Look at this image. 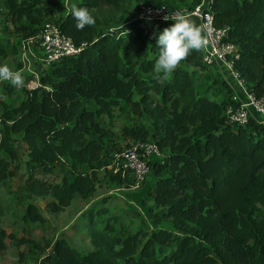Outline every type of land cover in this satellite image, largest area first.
<instances>
[{"label": "trees", "instance_id": "obj_1", "mask_svg": "<svg viewBox=\"0 0 264 264\" xmlns=\"http://www.w3.org/2000/svg\"><path fill=\"white\" fill-rule=\"evenodd\" d=\"M130 1L81 0L79 6L91 14L106 8L124 11ZM146 1L154 7H174L172 2L186 7L191 0ZM193 1L195 8L203 0ZM4 5L6 22L24 40L36 37L53 13L51 0H5ZM210 9L215 26L229 27L239 49L234 69L257 98L263 97L264 0H210ZM54 22L81 53L40 74L41 87L26 90L21 104L0 101V151L10 158L0 157V190L17 159L13 136L21 135L38 163L59 158L72 163L73 178L61 184L27 181L31 195L53 197L52 213L64 212L77 193L83 199L94 196L99 178L80 173L78 166L101 160L105 150L92 136L104 139L105 131L96 117L110 116L123 101L152 122L153 137L147 129L133 128L134 141H156L164 157L151 164L156 182L149 192L150 211L156 229L121 236V218L96 204L82 217L93 249L81 254L65 237L45 246L36 243L40 264H264V125L251 120L238 126L229 119L227 106L237 104L230 84L223 100L210 96L212 81L209 90L198 92L194 77L211 70L202 50L193 49L171 72H157L154 33L173 21L137 20L130 29L116 30L94 23L78 29L69 12ZM7 56L0 43V57ZM84 99L97 108L85 109ZM25 217L44 221L33 204ZM8 238L0 226V253L7 250Z\"/></svg>", "mask_w": 264, "mask_h": 264}, {"label": "rangeland", "instance_id": "obj_2", "mask_svg": "<svg viewBox=\"0 0 264 264\" xmlns=\"http://www.w3.org/2000/svg\"><path fill=\"white\" fill-rule=\"evenodd\" d=\"M4 1L0 0V33L4 32L11 36L10 40L14 48L16 47L15 50L18 49L17 47H19V51L25 48V52L28 51L35 57L36 55L39 56L38 51H40V48L37 36L34 37V48L33 43L29 44L28 41L22 40V37L13 35V25L6 22L7 13ZM80 2L81 0H51L53 13L46 21H59L66 13L72 12L73 7L79 6ZM146 3V0H131L124 11L106 8L99 13L93 10L92 15L95 17V23L101 25L99 26L100 29H130L139 20L138 16L141 13L142 6ZM172 3L176 9L183 8L180 4ZM194 6L195 2L191 0L186 8L192 10ZM16 61L19 63V58ZM180 66L184 65L180 64ZM53 68H40L36 71L42 75L44 72H50ZM216 75L209 77L205 75L195 76L198 92L209 90L206 82H211L212 77H215L212 81L214 86L218 85L221 82L220 76L222 75ZM223 87L228 90L229 83L225 82L215 90L220 91ZM5 89V87L0 88V101L2 98H6L3 100L4 103L13 107L23 102L24 94L10 93L9 90L5 92ZM212 97L216 100L220 99L215 94ZM134 99L138 100L139 96L136 94ZM84 108L95 110L97 107L92 101L84 99ZM1 112L2 108L0 107V114ZM96 119L104 129L105 137L104 139H99L98 135L92 137L102 142L105 153H102L99 162L79 165L78 171L80 173L96 174L99 178L97 194L91 200L86 201L76 196L72 206L62 213H52L49 210L48 204L54 200L53 197L31 195L27 191V181L34 178L50 184H61L65 178H73L72 163L68 159L59 158L54 163L42 165L31 156V148L24 142L22 136H13L17 159L12 162V175L0 190V226L9 236L7 250L0 254V264H40L42 254L34 247V244L41 243L43 246L53 244L61 237L68 238L81 254L92 250L93 246L82 217L87 213L91 204L103 200L109 201V205H107L109 210L122 216L127 213L128 216L133 217L132 220L134 218L140 220V226L143 225L145 229L151 230L153 222H151V215L147 207L152 201L147 194H145L144 200L139 201L135 190H133L135 185L133 177L129 172L125 173L119 168L116 158L129 144L136 140L131 131L133 128L147 129L150 136L153 137L152 122L148 116L140 112L138 107L132 106L131 102L124 101L113 108L110 116L103 114L96 117ZM1 127L0 125V141ZM52 142L50 141V143ZM38 148L43 149L40 143H38ZM107 154L111 156L109 157ZM0 157L10 161L8 155H5L3 151H0ZM95 166L97 167L95 168ZM152 177L153 170L150 175V178ZM29 204H33L37 208L44 221L33 222L25 217ZM129 222V220H126L123 228L117 226L119 235L127 236L135 232L137 225L135 226L134 223L130 224ZM164 225L168 224L164 223ZM21 240L27 242L17 243Z\"/></svg>", "mask_w": 264, "mask_h": 264}, {"label": "built area", "instance_id": "obj_3", "mask_svg": "<svg viewBox=\"0 0 264 264\" xmlns=\"http://www.w3.org/2000/svg\"><path fill=\"white\" fill-rule=\"evenodd\" d=\"M176 12H184L192 20H199L201 28L207 38V44L201 48L203 63L208 68L222 65L231 76L230 86L234 91L233 100L237 104H229L226 115L238 126H247L251 120L264 125V96L257 98L248 88L247 81L241 73L234 69V61L239 58L238 47L230 40L229 27H216L214 14L210 9V0H203L194 9L186 7H154L148 4L142 6L139 20L154 21L159 24L171 22V17ZM169 20H165V16ZM174 22V21H173ZM41 61L46 68L61 64L65 59L81 53L80 47L62 33L58 24L45 21L37 34ZM34 80L30 83L31 90L41 87L40 74L33 73ZM8 79H0V88L5 87ZM164 157L160 147L154 140L133 141L120 154L116 163L125 173L129 172L136 186L144 185L151 174L153 160L160 161Z\"/></svg>", "mask_w": 264, "mask_h": 264}, {"label": "clouds", "instance_id": "obj_4", "mask_svg": "<svg viewBox=\"0 0 264 264\" xmlns=\"http://www.w3.org/2000/svg\"><path fill=\"white\" fill-rule=\"evenodd\" d=\"M72 15L78 29L96 22L86 6L73 7ZM164 19L169 20V16H165ZM171 20L174 22L164 27L162 31L154 33L155 46L159 49L155 61L157 72L173 71L193 49H201L208 42L201 26L184 12L174 13ZM0 79H11L19 86L23 83L24 77L19 71H11L7 65H0Z\"/></svg>", "mask_w": 264, "mask_h": 264}, {"label": "crops", "instance_id": "obj_5", "mask_svg": "<svg viewBox=\"0 0 264 264\" xmlns=\"http://www.w3.org/2000/svg\"><path fill=\"white\" fill-rule=\"evenodd\" d=\"M194 21H196V23L201 26V23H200L199 20L195 19ZM13 35H14V33H13ZM15 35H17V34H15ZM10 38H11V36L7 35L6 33H4V32L0 33V43L5 45L6 50L8 52L7 58H1L0 57V65H7L10 68V70L13 71V72H17V71L21 72L23 77H24V79H23V83L21 85H19V86L16 85L15 83H13V81L11 79H8V81L6 82V85H5V88H6L5 92H7V90H9L10 93L14 92V93L22 94V95L24 94L22 99L25 100V98H26L25 89L26 90H31L30 83H32L33 80L35 79L34 76H33V73L37 72L36 69H40V68L45 69L46 67L44 66V64L41 61V53H40V51H38L39 52V56L36 55V57H35V56L31 55V53H29L28 51L25 52V48H23V47H22L23 50L20 49V51H19V47H17L18 49L15 50L16 47L14 48ZM22 40H24V39H22ZM24 41H28L29 44L33 43V47L35 48L34 38H31V39H28V40H24ZM17 58H19V60H20L19 63H17V61H16ZM209 69H211L209 72L206 71L203 74H198V76H200V75H206L207 76L209 73L212 74V75L221 74L222 75V76H220L221 77L220 78L221 82L218 83V85L212 87V89L210 91V96L212 97L213 94H215V96H217V98H220L218 100H223L228 95L227 94V90H225V87H223L222 90H220V91L219 90H215V89L221 87L223 85V83H225V82L230 84V81H231L230 73L222 65H216L213 68H209ZM212 78H213L212 81H214L215 77H212ZM196 84H197V81H196ZM206 84H207V87L210 86L209 82H206ZM233 96H234V92H233L231 98H233ZM212 98H214V97H212ZM5 99L6 98H2V101L5 100ZM156 162H158V161L157 160H153V162L151 164L154 165ZM131 177H132V175H131ZM133 182H134V180H133ZM155 182H156V178L153 175V177L149 179L148 183L144 184L145 186H143V185H141V186L134 185L133 190H135L136 197L139 199L140 202L145 199V194H147V196H149L150 189H151V187L153 186V184ZM98 184H99V181L97 183V190H98ZM134 184H135V182H134ZM96 194H97V191L95 192L94 196L90 197L89 199H83L77 193V194L74 195V198L72 200L71 206H72L76 196H79L83 201H86V200H91L92 198H94ZM149 198L151 199L152 202L148 205L147 208H149V212H150V215H151V222H153V213L150 211V208L153 206V200H152V198L150 196H149ZM96 204H100V205L105 206L106 208L109 209V207H107V205H109V201L108 200H103V201L97 202V203H95L93 205L91 204L88 209H90L91 207H93ZM111 212L114 213L113 211H111ZM114 214H116V213H114ZM116 215L119 218H121L122 223H123V227L125 225L124 224L125 221L129 220L130 224L134 223L135 226L137 225V227L135 228V232L137 230H139V229H145L143 225L140 226V224H141L140 220H137V218H134V220H132L133 217L132 216H128L127 213L123 214V216L120 215V214H116ZM118 226H120V225H118ZM156 228H157V226L153 222V226H152L151 230H154Z\"/></svg>", "mask_w": 264, "mask_h": 264}]
</instances>
